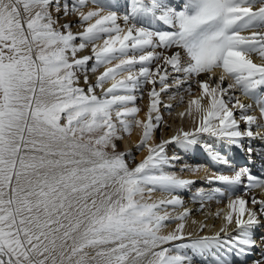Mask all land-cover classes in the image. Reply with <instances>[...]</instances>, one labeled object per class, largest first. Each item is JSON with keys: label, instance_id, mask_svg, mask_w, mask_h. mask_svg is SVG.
I'll return each instance as SVG.
<instances>
[{"label": "snow or ice", "instance_id": "snow-or-ice-1", "mask_svg": "<svg viewBox=\"0 0 264 264\" xmlns=\"http://www.w3.org/2000/svg\"><path fill=\"white\" fill-rule=\"evenodd\" d=\"M88 3L0 0V264H191L188 249L229 264V254L250 255L264 199L245 197L264 188V173L232 168L222 151L203 142L209 158L233 174L205 177L225 189L199 188L194 199L201 200L200 208L204 200L231 195L237 186L244 195L228 201L218 232L192 238L185 232L191 209L177 215L167 209L183 207L173 193L196 181L166 171L179 157H169L165 149L172 143L201 144V134L241 148L245 137L264 140V132L253 131V126L264 128L258 122L264 120V100H257L258 118L247 114L252 105L229 94L239 87L253 96L264 87V63L251 58L258 54L264 60V32L242 34L264 27V0L258 7L257 0H179L178 6L169 0H126L122 16L110 5L107 11L105 6L81 11ZM61 12L78 13L83 30L74 33L70 22L60 24ZM152 21L167 30L154 29ZM89 46L92 55L78 57ZM169 49L175 50L165 54ZM101 67L91 83L89 72ZM214 69L223 74L213 86ZM78 72L86 88L79 86ZM226 76L234 83L224 86ZM194 79L200 94L179 114L191 116L194 127L150 144L163 119L161 94L183 89L191 96ZM146 86H151L149 105L142 120L136 102ZM134 126L142 128L137 148H147V155L130 166L125 157L131 153L118 151L117 141ZM253 151L249 143L247 152ZM181 171L200 169L184 165ZM157 191L170 198L153 199ZM172 221L179 223L164 233ZM233 224L235 235L228 231ZM206 227L200 223L199 231ZM252 264H264V258Z\"/></svg>", "mask_w": 264, "mask_h": 264}, {"label": "bare ground", "instance_id": "bare-ground-1", "mask_svg": "<svg viewBox=\"0 0 264 264\" xmlns=\"http://www.w3.org/2000/svg\"><path fill=\"white\" fill-rule=\"evenodd\" d=\"M92 0H89V3L87 4L86 7L80 9L81 11L87 12L91 9H94L96 7L100 6H105V11L109 10L107 7L108 5L111 6V10H121V12H125L127 4L126 0H97V4L91 3ZM94 4V5H93ZM256 6H259V0H257ZM120 13V12H118ZM123 15V13H122ZM59 19H60V24L70 22L71 23V28L72 31L79 32L83 30V27L78 23V13H69L67 16L63 15V12L59 14ZM121 26L123 27V21H118ZM253 31H260L264 32V27H259V28H250L247 31H245L244 35H249ZM76 43H79V40L76 41ZM102 43V41H97V44ZM175 49H169L165 52V54H171L172 51ZM157 51H161V49H157ZM164 51V50H163ZM79 56L83 55H92L91 53V46H89L87 49L83 50L82 52H79ZM254 62L256 63H264V60H262L258 54H252V57ZM94 61H89L88 66L91 67V64ZM157 63H162V61H159ZM111 66V65H109ZM153 67H155V64H153ZM103 71V68H99L96 73H91L89 72V81L91 83L95 82V78L99 73ZM168 71L171 73V68H168ZM218 69H214L213 72H217ZM214 73H212L213 76ZM78 75L80 76V87H87L84 84L83 80V73L78 72ZM174 75V74H173ZM229 80L231 83H234V80L232 77L228 76ZM199 79L204 80L207 79L206 75H201ZM218 76H213L212 84L217 82ZM111 82H109L110 84ZM171 83V80L169 81ZM192 84V95L190 96L187 92H185L183 89H180L178 92L176 89H172L169 92L162 93L161 94V99L164 105L166 104H172V108L168 109L163 106V104L160 106L159 114L162 116V122L158 128H156V135L153 132V138L152 140L149 141L150 144H156L159 143L161 140H167L171 136L175 135L176 132L180 129H183L185 131H190L194 127L193 123V118L189 115H185L181 117L179 114L181 112H185L187 107H188V100L191 99L193 96H197L200 94V89L198 88L195 79L193 80ZM106 87L109 85H105ZM224 86H227L226 82H224ZM151 86H146L144 91H143V98L138 99V104L137 106L141 108L140 113L137 114V118L139 119H146V114L148 110V105H149V96H148V91L150 90ZM159 85H157V90H159ZM186 87V86H185ZM260 88V87H259ZM260 90V89H259ZM97 92L99 93V89H97ZM258 88L255 90L253 96H245L243 92L241 91V95L238 97L241 101V103L244 104H250L252 105V109L247 112V114L250 115H255L258 118L260 117V111H259V106L257 105V100H264V96L261 99L263 93L260 95L257 94ZM176 93V99H170V97ZM138 96L140 93H136ZM183 96V101L181 102L180 96ZM205 103L207 102L206 100L204 101ZM236 116H240V110L236 109ZM155 116L156 113H153ZM259 123H262L261 119H258ZM167 124V125H165ZM165 126H168V129H165ZM246 125L244 122H242V129L244 130ZM158 129V130H157ZM253 131L254 132H264V128H257L253 126ZM158 132V133H157ZM158 134V136H157ZM123 136V139H121V142L123 145L129 146V149H127L126 152H135L137 150L139 153L135 158L130 156H126L125 159L128 161L130 166H134V163L139 162L140 160L143 159L144 156L147 155V148H142L141 150L137 148V144L140 142V138L142 136V128L139 127H133L132 131L130 134H124L121 133ZM156 136V137H155ZM244 140L246 141V152H247V147L249 146V143L251 144V147L253 148V153L249 155L247 152V158H248V163L247 167L251 169V172L254 175L260 176L262 173H264V140H261L259 138L257 139H252L249 140V138L245 137ZM203 142H208V143H213L215 148L217 150L222 151V154L225 155L230 164H233L235 161V150L236 147L235 145L228 146L225 143L219 142L214 140V138L209 137L207 134H201V144L193 145L189 148H184L181 145H178L176 143H172L166 146V154L169 157H179L180 160H172L171 163L176 166L179 165V169H174V167L166 168V171H173L175 172L178 176L181 178L185 179H192L196 181L193 185H190L187 189H181L178 190L177 192L173 193V195H179L184 202L183 207L177 206L175 209H172L169 207L167 210L172 214V215H177L179 212H182L183 209L189 208L191 209V215L187 218L185 221L186 227H185V232L186 233H192V238H196L199 235H214L216 232L220 230L221 227L224 226L225 221L223 219L224 214L228 211L227 204L230 199H234L235 197L229 194H225V197L222 196H216L211 200H204V208H200L201 200L200 202L198 201V198L194 199V194L200 187H201V182L205 181L206 176H211L213 174L221 173L231 175L228 171V167L223 165V164H217L213 162L209 156L207 155L205 149L202 147ZM117 150L125 152L123 150V146H119ZM194 158V159H193ZM193 161H198L197 164H193ZM184 165H188L192 168L199 167L200 171L198 172H191V171H181V167ZM219 187L222 188L223 185L219 184ZM244 195V193H243ZM255 195L258 199H264V190L256 188L252 189L248 196L245 197L246 199H249L251 196ZM185 197H189L188 199ZM153 199H159V198H170L169 194L166 193H161L159 191L153 193ZM188 204V206H186ZM249 207H251V203L249 202ZM258 207V206H257ZM219 210H223L221 212V215L217 217L215 213ZM193 221H196L194 224ZM176 223H179V221H172L167 223V226L164 230V233L167 231H170L175 228ZM204 223L207 225V227L204 229L203 232L199 231V224ZM258 229L255 228V233H257L259 236L255 237L261 241V248L258 247V245L255 247V250H251V254L246 256V257H240L237 258L235 255H227V259L229 261V264H231L232 260L235 259L237 264H252L254 260H259L264 258V217H261V223L257 225ZM260 229V230H259ZM229 232H232L233 235H235V225H231L228 228ZM223 236V233L221 234ZM187 242V241H184ZM179 243V242H177ZM215 251V250H213ZM186 254L191 258V264H216V261L214 257L210 253H205L204 256L202 257L198 253H193L191 249L186 250Z\"/></svg>", "mask_w": 264, "mask_h": 264}, {"label": "rangeland", "instance_id": "rangeland-1", "mask_svg": "<svg viewBox=\"0 0 264 264\" xmlns=\"http://www.w3.org/2000/svg\"><path fill=\"white\" fill-rule=\"evenodd\" d=\"M96 2H97V0H95ZM95 2V5L97 4ZM94 5V4H93ZM58 27H59V25H57ZM161 51H163V49H161ZM137 104H138V101L136 102V106H137ZM160 110V109H159ZM161 114V113H160ZM165 125H167V124H165ZM165 129L167 130L168 129V126H165ZM158 130V129H157ZM158 133V132H157ZM154 134L156 135V129L154 130ZM157 136H158V134H157ZM156 137V136H155ZM117 144H119V146H123V150H125V152L127 151V149H129V146H127V145H123L122 144V142H121V140H118L117 141ZM141 150V149H140ZM139 152L137 151V150H135V152H132L131 154H132V156L131 157H133V158H135L136 156H137V154H138Z\"/></svg>", "mask_w": 264, "mask_h": 264}]
</instances>
